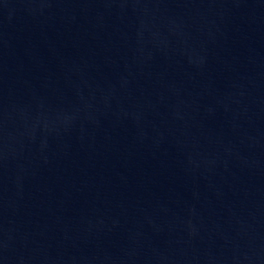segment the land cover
<instances>
[{"label":"water","instance_id":"95a60500","mask_svg":"<svg viewBox=\"0 0 264 264\" xmlns=\"http://www.w3.org/2000/svg\"><path fill=\"white\" fill-rule=\"evenodd\" d=\"M0 264H264V0H0Z\"/></svg>","mask_w":264,"mask_h":264}]
</instances>
